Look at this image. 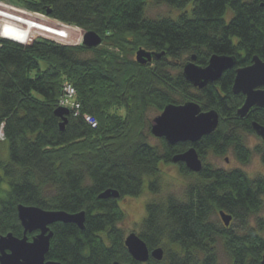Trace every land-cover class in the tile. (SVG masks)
I'll use <instances>...</instances> for the list:
<instances>
[{
  "label": "trees",
  "instance_id": "16d2710c",
  "mask_svg": "<svg viewBox=\"0 0 264 264\" xmlns=\"http://www.w3.org/2000/svg\"><path fill=\"white\" fill-rule=\"evenodd\" d=\"M102 39L95 49L36 39L29 46L0 40V236L23 237L17 206L69 214L84 212V230L73 224L50 227L47 261L61 264H140L124 245L119 201L159 192V166L176 165L192 178L182 200L173 196L146 204L138 236L149 250L162 248L160 262L145 264H218L220 249L230 264H262L264 225L258 214L264 200V177L250 179L242 169L225 170L208 157L231 153L242 165L252 156L246 135L251 124L264 126V109L237 116L244 96L231 91L235 71L257 56L264 62V0H152L183 10L176 20L145 16L148 0H7ZM190 6V12L186 9ZM232 15L228 21V11ZM139 48L164 55L151 64L134 61ZM235 58V66L216 83L198 90L182 76L192 55L206 67L212 55ZM70 83L82 114L68 116L63 131L54 116L62 85ZM198 104L219 115L217 129L194 145L203 163L189 172L172 158L188 145L150 143V111L168 104ZM123 113V115H121ZM264 165V143L254 149ZM6 184L7 189L3 187ZM118 200H100L106 190ZM232 216L229 228L219 221ZM35 234H27L31 240Z\"/></svg>",
  "mask_w": 264,
  "mask_h": 264
},
{
  "label": "water",
  "instance_id": "95a60500",
  "mask_svg": "<svg viewBox=\"0 0 264 264\" xmlns=\"http://www.w3.org/2000/svg\"><path fill=\"white\" fill-rule=\"evenodd\" d=\"M101 44L102 39L96 33L91 31L83 33V47L95 49ZM163 55L164 52L158 54L139 48L134 55V61L140 66H145ZM195 62L196 56L192 55L182 68V76L198 90L218 82L224 72L235 66L234 57L215 54L210 56L206 67H200ZM231 91L234 95L244 96V103L237 111L240 119H244L253 107L264 109V62L254 56L249 66L236 69ZM54 116L60 120L59 129L63 131L68 122L69 111L57 108ZM218 124L219 115L214 110L202 112L200 106L194 102L182 105L168 104L161 114L151 121L150 134L155 139L164 140L169 146L188 145L183 153L172 158V163L183 164L189 172L198 174L203 168V163L194 145L212 134ZM251 128L254 134L264 142V126L252 122ZM119 198V193L111 189L98 195L100 200H118ZM218 216L223 226L229 228L232 216L222 211L218 213ZM17 217L23 229V237L16 238L12 234L0 236V264H61L46 260L53 236L50 227L56 223L73 224L80 230H84V212L69 214L64 211H46L34 206L19 205ZM33 233L35 236L29 240L27 234ZM124 245L131 258L137 263L145 264L150 258L157 262L163 259L162 248L149 250L136 233L126 235ZM113 264L123 263L114 262ZM262 264H264V257Z\"/></svg>",
  "mask_w": 264,
  "mask_h": 264
},
{
  "label": "rangeland",
  "instance_id": "374dc122",
  "mask_svg": "<svg viewBox=\"0 0 264 264\" xmlns=\"http://www.w3.org/2000/svg\"><path fill=\"white\" fill-rule=\"evenodd\" d=\"M0 3L5 4L6 6H9L19 11H26L29 13H33V12L26 10L23 7H20L16 4L8 2L7 0H0ZM182 12L183 10H175L164 4H158L152 0L147 1L146 8H145V16L150 19L169 18L172 20H176L177 17ZM186 12L187 13L190 12V6L187 7ZM34 14H37V13H34ZM231 15L232 13L229 10L225 16V20L228 21ZM41 16L47 18L44 15H41ZM57 25H61V27H64V28L68 27L61 23ZM69 28H74V27H69ZM71 31L77 34L78 33L82 34V42H83L84 32H82L81 30L77 28H74V30H71ZM36 39H43V38L41 37L35 38L31 40V43ZM44 40H47V39H44ZM47 41L54 42L55 44H58V45H65V46H72V47H79L82 45V42L79 45H70V44L56 42L53 40H47ZM121 115H123V113ZM158 115L159 114L153 110L148 113V117L151 119H154ZM1 138H2V135L0 133V140ZM150 143L152 145H157L158 139L151 137ZM245 143H246V146L249 148V150L253 152L250 161L246 165H242L241 163H239L233 157L231 153H228L227 155L221 158H214L210 156L207 159V163L213 165L214 167L225 169V170L242 169L243 172L246 174V176L250 179H254L260 176L264 177V165L261 162L260 157L254 153V149L262 144V140L259 139L256 135H246ZM0 157L3 160H8V149H7L6 144L2 145V143H0ZM159 169L161 171V179L159 183L160 190L158 193L154 194L149 191L148 189L149 180L145 179L144 187H143V194L140 197L126 198V199L119 201L118 205L120 209L123 211L124 216H125L123 221L119 224V227L125 231V236L132 232L138 235L140 223L146 217L145 206L147 203L153 200L163 201L168 196H173L178 200L183 199L185 188L192 178H187L181 175L178 172V168L176 167V165L161 164L159 166ZM3 187L7 189L6 184H4ZM257 216L258 218L262 219L263 225H264V200H263L262 211ZM262 237H264V232L262 234ZM218 262H219L218 264H230L229 259L220 249L218 250Z\"/></svg>",
  "mask_w": 264,
  "mask_h": 264
},
{
  "label": "bare ground",
  "instance_id": "6f19581e",
  "mask_svg": "<svg viewBox=\"0 0 264 264\" xmlns=\"http://www.w3.org/2000/svg\"><path fill=\"white\" fill-rule=\"evenodd\" d=\"M57 24L39 14L19 11L0 3V37L3 39L25 46L38 37L70 45L81 44L82 34L71 31L74 28Z\"/></svg>",
  "mask_w": 264,
  "mask_h": 264
},
{
  "label": "built area",
  "instance_id": "2783aa9c",
  "mask_svg": "<svg viewBox=\"0 0 264 264\" xmlns=\"http://www.w3.org/2000/svg\"><path fill=\"white\" fill-rule=\"evenodd\" d=\"M0 40L10 41L7 39H3L1 37H0ZM10 42H13V41H10ZM13 43H15V42H13ZM16 44L22 45L20 43H16ZM29 45H27V46H29ZM22 46H25V45H22ZM76 95L77 94H76L75 88L70 83H64L62 85L61 95H60L58 102H57V107L67 109L69 111V115L71 114V116L73 118H81L82 117L83 120L92 129L96 128L97 122H96L95 118L92 116H89V115L82 114L81 105L77 101Z\"/></svg>",
  "mask_w": 264,
  "mask_h": 264
}]
</instances>
